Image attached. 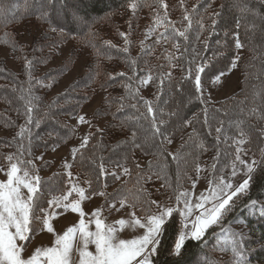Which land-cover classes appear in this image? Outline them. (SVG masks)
<instances>
[{"label": "trees", "instance_id": "obj_1", "mask_svg": "<svg viewBox=\"0 0 264 264\" xmlns=\"http://www.w3.org/2000/svg\"><path fill=\"white\" fill-rule=\"evenodd\" d=\"M133 3L138 5L135 10L130 7ZM163 3L166 9L160 6V0H58L59 12L46 20L37 14L33 0H3L0 167H8L6 157L12 155V162L31 160L34 167L26 163L20 166L28 167L30 175L36 174L40 168L38 152L52 151L74 139L76 128L71 119L80 114L97 91L104 96L92 116L88 145L78 148L68 171L74 178L71 183L84 188L87 196L106 193L101 195L104 209L113 203L121 205L119 200L123 199V208L141 216L157 211L155 205L147 207L145 200L159 203L165 197L179 206L176 198L196 181L197 166L204 169L203 175L209 182L227 176L236 162L235 140L241 138L247 143L239 145L240 154L251 160L260 158L264 150V138L260 136V130L264 129V0H163ZM185 15L191 18L190 27ZM74 17L84 23L74 21ZM157 18L162 21L160 24L156 23ZM49 20L57 23V31L48 30ZM30 24L40 31L28 42L23 39ZM61 25L64 34L60 32ZM185 30L187 39L176 35ZM237 32L243 44L239 50L234 42ZM161 33L168 39L157 42ZM67 43L71 44L67 57L54 65L60 48ZM177 44L178 48L174 46ZM2 48L9 49L17 70L8 67ZM237 55L240 58L236 65L241 71L239 89L225 99L212 100L208 91L211 81L229 71ZM82 56L86 58L83 73L64 90L54 93ZM29 61L33 64L31 69L25 67ZM201 65L205 70L200 74L201 91L197 93L195 70ZM147 75L152 79L146 85L141 84ZM145 101L153 108L151 114ZM28 107L33 109L30 125H26ZM170 112L178 115L169 116ZM153 117L158 125L161 119L167 121L159 126L170 134L171 143L152 137ZM100 120H105L102 128L97 125ZM185 121L190 123L185 125ZM221 123L227 136L234 139L222 136L217 141L214 129ZM209 128L213 129L211 134ZM133 130L137 131V143L144 145L143 151L132 148ZM201 144L206 151L198 147ZM170 153L176 154L178 160L174 161ZM117 163L126 165L131 175L121 174ZM101 164L106 169L103 176L99 175ZM158 170H162L160 179L154 174ZM68 171H56L41 178L47 199L67 193ZM112 172L120 175V179H115ZM141 173L151 175V179L137 183ZM54 174L58 179L52 184ZM86 177L93 181L91 188L85 183ZM54 187H62L63 191H53ZM93 189L96 194H92ZM75 197L72 193L69 199ZM252 200L257 201L255 208L251 207ZM41 203L47 207L46 199L42 198ZM262 206L264 165H259L251 176L248 193L236 199L233 210L221 224L209 228L202 241L186 240L178 261L170 254L181 227V218L174 213L153 257L154 264H225V261L234 264L233 242L240 236L244 238L251 264H264V217L259 215ZM41 232L30 234L26 243Z\"/></svg>", "mask_w": 264, "mask_h": 264}, {"label": "snow or ice", "instance_id": "obj_2", "mask_svg": "<svg viewBox=\"0 0 264 264\" xmlns=\"http://www.w3.org/2000/svg\"><path fill=\"white\" fill-rule=\"evenodd\" d=\"M58 0H33L35 10L39 16L44 19H49L53 14L58 13L57 8ZM160 6L164 9L167 5L160 0ZM0 7H3V0H0ZM132 10H135L138 5L133 3L130 5ZM166 19V15H165ZM184 20L188 21L189 27L191 26V18L189 15L184 16ZM74 21L76 18L74 17ZM78 23H84L83 20L76 21ZM162 21L157 18L156 23L160 24ZM216 21L213 20V28L215 27ZM57 23L51 22L49 20V31H57ZM238 26V25H237ZM60 32L64 34L65 28L61 25ZM167 28V25H165ZM201 28L203 25L201 24ZM151 31V29H150ZM126 34L121 33V36ZM178 37L187 39V33L185 31H178L176 33ZM161 39H168V36L161 33L157 37V42ZM235 48L241 49L243 44L239 40V33L237 32L234 37ZM178 48V44L174 45ZM205 47L207 45L205 44ZM124 51L127 52L128 48L125 47ZM237 55L231 62V67L235 68L236 61L239 60ZM25 67L31 69L33 67L32 61H29ZM204 67L198 66L195 70V90L197 93L201 91V73L204 72ZM30 74V73H29ZM121 75H123L121 73ZM191 75V73H190ZM170 78V76H169ZM152 79L151 75L145 76L140 83L146 85ZM219 79V77H217ZM41 86H44L41 81H37ZM31 90L29 89V92ZM147 106V111L149 114L153 112V108L150 102L145 101ZM167 104V101H164ZM133 108L136 107L135 104L132 105ZM31 107L26 110V125L33 123ZM169 116L178 115L177 112H170ZM79 123L85 122L83 116L79 117ZM167 121L161 119L159 125L166 124ZM190 121H185L184 124L188 125ZM208 123L207 114L205 113V124ZM156 123V118L153 117L152 122V137H159L162 141H167L171 143L170 134L166 130L162 131L161 127ZM23 127V126H22ZM213 129L209 128V134ZM216 139L219 142L221 137L224 136L225 139H234L233 137L227 136L224 132L223 124L221 126L215 127ZM195 134V130L194 133ZM244 133L241 131L240 136L243 137ZM260 136L264 138V129L260 130ZM138 135L137 131L133 130L131 132L130 143L132 148H139L144 150V145L142 143H137ZM89 142V137L85 136L80 149L87 147ZM237 144V154L235 160L239 161L247 169L245 175L248 177L243 179V181L237 185L228 180L226 181L222 176L218 181H211L210 184L213 185L209 190H207V195L201 193L197 198L195 203H192L188 198V193H182L183 196V207L174 208L172 206H161L156 201L145 200L144 204L147 207L155 205L157 207L156 213L145 212L141 216H137L136 211L130 214V219H120L117 223L120 226L119 230H123L125 227L140 228L143 233L135 236L132 239H120L117 236L118 229L114 225H106L104 219L101 217V210L96 209L92 213V217L88 220L85 219V212L81 207V202L86 198L85 189L71 183L74 179L72 172L68 171L66 176L69 178L68 183L70 187L67 194L60 196H53L52 199H47V195L43 193L41 178L38 175H30V170L28 167H21L20 165L33 166L31 160L23 161L17 160V162H12L14 157L9 155L6 157L9 162V167L6 171L7 179L0 181V264H154L153 257L158 253L159 246L161 244V238L163 237L167 226L171 223L174 218V213L182 218L180 220V230L174 245L170 250V254L179 260L182 254V249L184 243L187 239H193L196 241H202L208 231L214 225L221 224L226 215L231 212L235 206L236 199L244 196L248 193L250 188L251 176L255 171V166L264 165V150L261 152L259 159H252L250 162L242 160L240 156L239 145L247 143L244 139L235 140ZM202 150L204 146L198 145ZM79 150L72 149L73 158ZM172 159L178 160L176 154H169ZM247 155V153H245ZM42 159V157H40ZM215 159H218L216 157ZM34 167V166H33ZM72 165L65 163V168H71ZM117 167L121 169V174L131 175L129 168L126 165L117 163ZM135 167L139 170V164ZM215 168L216 166L213 165ZM3 171V169H0ZM149 173L152 172L151 163L148 166ZM196 171H200V167L197 166ZM22 172V175H21ZM162 170L156 171L154 174L157 179L161 178ZM106 174V169L103 165H100L99 175L103 176ZM111 175L115 179H120V175L116 172H112ZM236 175L235 164L232 167V176ZM166 180V177H164ZM58 179L57 175L51 180L52 184H55ZM151 179V175H138L137 183L143 180L147 183ZM63 184V182H61ZM85 183L91 188L93 181L91 178L85 179ZM166 186V185H162ZM194 186V185H193ZM26 189V193L22 191ZM53 191H63L62 187H54ZM75 193L77 198L69 199V196ZM92 194H96L95 189H93ZM101 195H106V193H99ZM119 195V194H117ZM47 200V207H45L41 200ZM117 197L114 196L115 200ZM181 197L176 198L177 204L180 203ZM121 207L124 206L125 201L123 199L119 200ZM251 207L255 208L257 201L252 200L250 202ZM56 206L63 208L65 211L71 210L73 213L79 215V222L77 225L67 228V230L62 234L56 236L54 241V246L52 247H38L35 251L28 257L24 256L26 251V246L23 242L30 239V234L36 232L37 230H46L49 233L54 232L52 224L49 222L54 212H49L48 208ZM115 208V204L111 205ZM135 208L136 205H133ZM195 213H198L194 215ZM259 215L264 217V206L261 207ZM194 218L189 221L190 217ZM95 224V230H90L89 225L91 223ZM189 223H191V228H189ZM79 235V241L74 245L73 241ZM94 245V252L89 250V246ZM75 251V257L73 255ZM233 257L235 258L234 264H251L250 257L248 255V250L244 245V238L239 237L238 240H234L232 247ZM225 264H228L225 261Z\"/></svg>", "mask_w": 264, "mask_h": 264}, {"label": "rangeland", "instance_id": "obj_3", "mask_svg": "<svg viewBox=\"0 0 264 264\" xmlns=\"http://www.w3.org/2000/svg\"><path fill=\"white\" fill-rule=\"evenodd\" d=\"M73 22V20L71 21ZM29 32L25 35V41L31 42L35 35L39 34L40 29L37 28L36 25L31 26L29 25ZM71 44L67 43L64 44L60 48V55L56 59L54 65H58L61 63L66 57L70 50ZM1 54L3 59L5 60L8 67L13 70H17V66L15 65L13 59L10 57L9 49L2 48ZM86 65V58L82 56L74 65V67L61 79L59 84L54 90V93H59L64 90L71 82H73L78 76H80ZM219 77V79H217ZM215 79H213L209 85V96L212 100L218 101L221 99H225L235 93L239 87L241 82V71L238 66L232 68L230 66L229 71L218 75ZM104 93L97 91L94 98L82 109L80 114L76 117L71 119V124L74 125L76 128V136L72 141L69 143L62 145L60 147L55 148L52 151L45 152L39 151L37 154V165L40 167L38 172L34 175H38L40 178L47 177L51 173L56 171H68L69 168H65V163H70L73 155L72 149H78L84 139L85 136L89 137L90 129L92 126L93 121V114L94 111L100 106ZM83 116L85 118V122L79 123V117ZM105 120H100L98 122V127L102 128L104 125ZM241 159L250 162L251 159L245 157L244 155L240 154ZM42 157V159H40ZM9 167V166H8ZM8 167H0L3 171H0V181H4L7 179L6 171ZM236 168V175L232 176V170L227 174L224 179L226 181L230 180L233 185H237L243 181V179L248 178L245 173L247 169L242 165L239 161L235 162ZM204 169L201 168L196 181L193 183L192 187L189 189H185L183 192L179 194L181 197L180 205L177 206L174 203H171L168 197L163 198L158 204L161 206H172L174 208H182L183 207V196L182 193H188V198L192 203H195L197 198L200 196L201 193H205L207 195V190H209L213 185L204 177L203 175ZM22 175V172H21ZM73 184H75L73 182ZM78 186V185H77ZM81 187V186H79ZM26 193V189H22ZM67 194V193H66ZM77 198V197H75ZM103 197L98 195L96 197H89L86 195V198L81 202V207L85 212V219L88 220L92 217V213L96 209L101 210V217L104 219L106 225H114L117 229V236L120 239H132L137 235L143 233V230L140 228H131L125 227L123 230H119L118 221L120 219L129 220L130 214L133 212L130 208H123L119 204H115V208L112 206L108 207L107 209L103 208ZM49 212H54L56 215H53L51 220L49 221L53 228L54 232L49 233L46 230H43L41 233L35 235L32 240L28 243L23 242L26 246V251L24 252V256L28 257L31 255L36 248L41 247H52L54 246V241L56 236L62 235L67 228L77 225L79 222V215L77 213L71 212V210L65 211L63 208L52 206L48 208ZM157 212V211H156ZM155 212V213H156ZM198 213L194 212V215ZM181 218V217H180ZM193 217L189 218L191 221ZM182 219V218H181ZM90 230H95L94 222L89 225ZM189 228H191V223H189ZM188 240V239H187ZM79 241V235L77 234L76 238L74 239V245L77 244ZM89 250L94 252V245L89 246ZM75 257V251L73 253Z\"/></svg>", "mask_w": 264, "mask_h": 264}]
</instances>
